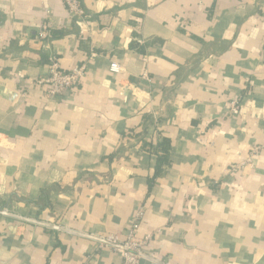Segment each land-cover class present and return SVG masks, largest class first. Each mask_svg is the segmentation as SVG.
Returning <instances> with one entry per match:
<instances>
[{"label": "crops", "instance_id": "0c3cea01", "mask_svg": "<svg viewBox=\"0 0 264 264\" xmlns=\"http://www.w3.org/2000/svg\"><path fill=\"white\" fill-rule=\"evenodd\" d=\"M81 3L83 28L62 0H0V264H123L99 241L139 209L141 264H264V149L229 172L264 145V0ZM51 56L86 74L49 100Z\"/></svg>", "mask_w": 264, "mask_h": 264}, {"label": "built area", "instance_id": "2783aa9c", "mask_svg": "<svg viewBox=\"0 0 264 264\" xmlns=\"http://www.w3.org/2000/svg\"><path fill=\"white\" fill-rule=\"evenodd\" d=\"M70 16L75 20L76 24L83 28L90 20L89 15L82 6V0H62ZM51 31L48 24H44L38 34V38L44 46L50 40ZM122 67L118 63H112L110 71L113 74H119ZM86 74V66L82 65L76 67L70 71L63 70L58 59L54 56L49 58V71L48 75L36 81H33L30 86L36 88H45L47 98L56 99L64 94L72 91L82 81ZM147 76H145L146 78ZM147 79V78H146ZM148 80V79H147ZM228 115L231 118H237L240 115L241 101L239 98L232 99L229 102ZM156 115H158L156 113ZM154 119V116H153ZM264 149V145L254 150L249 158L244 162L234 166L229 172L231 174H237L244 170L246 167H252L254 165L255 155L260 150ZM144 218V210H137L135 216L132 219V223L127 232L124 240L119 241L117 238H106L99 241L101 247H111L121 258L123 264H141V261L145 258L146 248L151 240L150 236L140 237L139 229Z\"/></svg>", "mask_w": 264, "mask_h": 264}, {"label": "trees", "instance_id": "16d2710c", "mask_svg": "<svg viewBox=\"0 0 264 264\" xmlns=\"http://www.w3.org/2000/svg\"><path fill=\"white\" fill-rule=\"evenodd\" d=\"M159 138V137H158ZM147 142L143 141L142 142V147L146 150L150 152V158L152 160V165L154 168V176L152 178L149 179V185L150 187L153 185L154 183V179L157 178V176H159L163 170L165 169V167L170 166L171 165V161H170V152L172 150V142L170 139L162 137V140L160 143H152V145L150 147H148ZM148 148V149H147ZM44 200V201H48V203L46 204L47 207L49 208H53V205L51 202H49V195L46 192V189H40L39 190V196L38 199Z\"/></svg>", "mask_w": 264, "mask_h": 264}, {"label": "water", "instance_id": "95a60500", "mask_svg": "<svg viewBox=\"0 0 264 264\" xmlns=\"http://www.w3.org/2000/svg\"><path fill=\"white\" fill-rule=\"evenodd\" d=\"M12 217H14V218H16V219L24 220L23 218H19V217H15V216H12ZM25 221L30 222V221H28V220H25Z\"/></svg>", "mask_w": 264, "mask_h": 264}]
</instances>
